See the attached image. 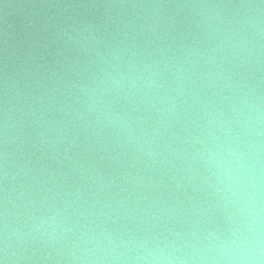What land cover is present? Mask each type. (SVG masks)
Returning <instances> with one entry per match:
<instances>
[{"label":"clouds","instance_id":"clouds-1","mask_svg":"<svg viewBox=\"0 0 264 264\" xmlns=\"http://www.w3.org/2000/svg\"><path fill=\"white\" fill-rule=\"evenodd\" d=\"M91 7L3 74L0 264H264V0Z\"/></svg>","mask_w":264,"mask_h":264},{"label":"water","instance_id":"water-1","mask_svg":"<svg viewBox=\"0 0 264 264\" xmlns=\"http://www.w3.org/2000/svg\"><path fill=\"white\" fill-rule=\"evenodd\" d=\"M110 2L114 0H0V85L5 71L10 74L19 71L20 64L27 59L24 52L29 45H33L37 64L44 63L45 59L49 62L53 60L54 56L49 53L57 51V43L52 42V25L87 21H95L99 25L106 17L105 9L91 5ZM70 5L85 7H66ZM182 30L187 36L185 43L191 42L194 37L199 38L197 29L189 21L184 22ZM37 41L45 46H37Z\"/></svg>","mask_w":264,"mask_h":264}]
</instances>
